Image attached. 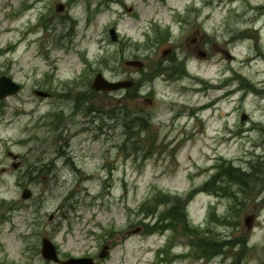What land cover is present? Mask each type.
I'll return each instance as SVG.
<instances>
[{
	"label": "rangeland",
	"instance_id": "rangeland-1",
	"mask_svg": "<svg viewBox=\"0 0 264 264\" xmlns=\"http://www.w3.org/2000/svg\"><path fill=\"white\" fill-rule=\"evenodd\" d=\"M108 1L0 0V75L22 86L0 104V206L14 207L0 211V264H63L43 258L44 237L62 261L96 257L109 243L97 264H153L169 231L143 234L138 205L158 190L183 197L213 173L236 197L208 185L194 192L189 220L164 221L187 219L173 236L181 258L169 251L157 264H234L235 253L263 264L264 0ZM135 59L142 70L126 64ZM97 72L140 87L93 97ZM227 160L263 167L243 188L226 179ZM119 229L128 235L112 246Z\"/></svg>",
	"mask_w": 264,
	"mask_h": 264
},
{
	"label": "trees",
	"instance_id": "trees-1",
	"mask_svg": "<svg viewBox=\"0 0 264 264\" xmlns=\"http://www.w3.org/2000/svg\"><path fill=\"white\" fill-rule=\"evenodd\" d=\"M262 167L263 166L261 165L257 169L251 168L250 171H246V170H243L242 168L233 167L232 165H229L227 167H223V172H224L226 179L228 180L229 183H234V182L239 183L243 188H246L251 179L256 181V173H258L259 172L258 170L261 169ZM219 175L221 176V173H219ZM211 188L214 191H218V189L222 190L224 194L229 195V196H231L234 192L229 187H228L229 192H227L226 189L222 186H219L217 188L215 186H211ZM154 199H155V197L153 196V198L150 199V202H152L153 206H157L158 201L154 200ZM171 200H172L173 205L171 207H169L166 211L159 212V214H158L159 220H156L154 222V224H150V222L145 224V227H147L150 232L155 230L159 226L160 223H163L166 220H171L173 218L172 214L183 215L186 217V215L184 213V201L181 200L179 197H172ZM145 211H146L145 214L147 215L148 210L146 208H145ZM177 217H179L178 218L179 220H177L176 225H170L168 222L167 224L166 223L163 224V226H169L168 228L171 231L185 230V228H186L185 226L187 224V219L185 217L183 218L182 216H177ZM212 253L215 254L216 252H212ZM206 258H208V257L206 256Z\"/></svg>",
	"mask_w": 264,
	"mask_h": 264
},
{
	"label": "water",
	"instance_id": "water-1",
	"mask_svg": "<svg viewBox=\"0 0 264 264\" xmlns=\"http://www.w3.org/2000/svg\"><path fill=\"white\" fill-rule=\"evenodd\" d=\"M110 37L112 40L117 39L116 31L114 28H111L109 30ZM131 64L137 65L138 67H141V64L139 62H130ZM132 83H128L126 81H120V82H110L103 78L101 74H97L94 78V81L92 83V87L97 90H116L118 88L122 87H129ZM19 89V85L15 84L10 78L6 76H1L0 78V99L4 98L6 95L11 94ZM249 221V217L246 218V222ZM55 249L50 244L48 239L43 240V248H42V254L49 259H53L57 261V257L55 254ZM89 264L88 261H84L83 259H73L70 258L68 261H65L64 264Z\"/></svg>",
	"mask_w": 264,
	"mask_h": 264
},
{
	"label": "bare ground",
	"instance_id": "bare-ground-1",
	"mask_svg": "<svg viewBox=\"0 0 264 264\" xmlns=\"http://www.w3.org/2000/svg\"><path fill=\"white\" fill-rule=\"evenodd\" d=\"M36 172V171H33V173Z\"/></svg>",
	"mask_w": 264,
	"mask_h": 264
}]
</instances>
